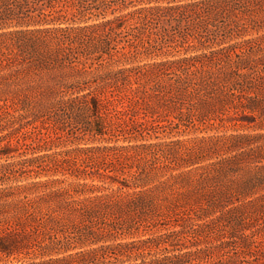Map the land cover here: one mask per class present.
<instances>
[{"label": "trees", "instance_id": "1", "mask_svg": "<svg viewBox=\"0 0 264 264\" xmlns=\"http://www.w3.org/2000/svg\"><path fill=\"white\" fill-rule=\"evenodd\" d=\"M0 158V264H264V0H0Z\"/></svg>", "mask_w": 264, "mask_h": 264}, {"label": "rangeland", "instance_id": "2", "mask_svg": "<svg viewBox=\"0 0 264 264\" xmlns=\"http://www.w3.org/2000/svg\"><path fill=\"white\" fill-rule=\"evenodd\" d=\"M211 132V131H210ZM185 134H187V133H185ZM2 160H4L3 158H0V161H2Z\"/></svg>", "mask_w": 264, "mask_h": 264}]
</instances>
